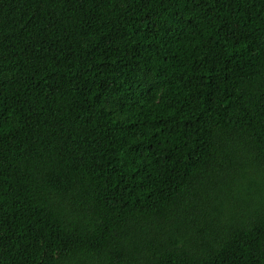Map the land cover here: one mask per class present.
<instances>
[{
  "label": "trees",
  "instance_id": "obj_1",
  "mask_svg": "<svg viewBox=\"0 0 264 264\" xmlns=\"http://www.w3.org/2000/svg\"><path fill=\"white\" fill-rule=\"evenodd\" d=\"M0 264H264V0H0Z\"/></svg>",
  "mask_w": 264,
  "mask_h": 264
}]
</instances>
